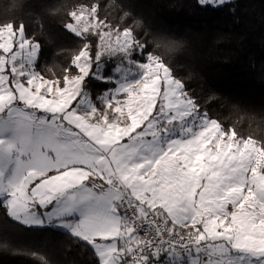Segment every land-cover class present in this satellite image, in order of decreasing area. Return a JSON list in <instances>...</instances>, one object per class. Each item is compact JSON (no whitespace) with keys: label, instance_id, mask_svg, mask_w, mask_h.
Returning <instances> with one entry per match:
<instances>
[{"label":"snow or ice","instance_id":"1","mask_svg":"<svg viewBox=\"0 0 264 264\" xmlns=\"http://www.w3.org/2000/svg\"><path fill=\"white\" fill-rule=\"evenodd\" d=\"M62 26L83 43L41 72L26 25L0 23V209L63 229L96 264H264V140L212 118L99 3ZM93 80L109 87L93 96Z\"/></svg>","mask_w":264,"mask_h":264},{"label":"trees","instance_id":"2","mask_svg":"<svg viewBox=\"0 0 264 264\" xmlns=\"http://www.w3.org/2000/svg\"><path fill=\"white\" fill-rule=\"evenodd\" d=\"M91 3H99L113 24L138 21V38L167 62L202 109L225 127L264 140V0L216 8L198 0H0V23L25 24L42 45L44 72H58L83 43L62 23L80 4ZM115 64L108 62L105 75ZM107 87L89 84L93 96ZM20 250L36 251L48 264H96L92 249L64 230L28 227L0 209V264H40Z\"/></svg>","mask_w":264,"mask_h":264},{"label":"rangeland","instance_id":"3","mask_svg":"<svg viewBox=\"0 0 264 264\" xmlns=\"http://www.w3.org/2000/svg\"><path fill=\"white\" fill-rule=\"evenodd\" d=\"M39 60L41 61V63H40V65L38 66V69L41 71V72H44V65H43V63L45 62L44 61V58H42V57H40L39 56ZM113 61H115V60H108V59H105V61H104V68H103V71H104V74H105V68H106V65L108 64V62H113ZM112 73V71L110 72V74ZM108 75V74H107ZM59 229V228H58ZM61 230H63V229H61Z\"/></svg>","mask_w":264,"mask_h":264},{"label":"clouds","instance_id":"4","mask_svg":"<svg viewBox=\"0 0 264 264\" xmlns=\"http://www.w3.org/2000/svg\"><path fill=\"white\" fill-rule=\"evenodd\" d=\"M176 43L178 44L179 42L177 41ZM157 47H159V46H157Z\"/></svg>","mask_w":264,"mask_h":264}]
</instances>
